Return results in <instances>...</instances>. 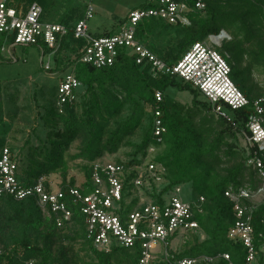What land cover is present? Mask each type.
Masks as SVG:
<instances>
[{"label": "trees", "instance_id": "16d2710c", "mask_svg": "<svg viewBox=\"0 0 264 264\" xmlns=\"http://www.w3.org/2000/svg\"><path fill=\"white\" fill-rule=\"evenodd\" d=\"M183 1L190 4L195 2V0ZM203 1L205 10L189 17L191 26H171L155 19H148L138 26V40L157 55L158 48H150L146 44L150 38L163 31V35H167L169 40L159 49L161 54L157 56L164 62L173 64L179 61L194 44L225 31L233 36V40L224 44L219 53L230 56L229 64L232 68L231 78L234 84L249 100L264 96L261 92L257 93L254 86L249 84L252 68L262 69L264 73V0ZM34 3L40 5L43 10V22L58 23L69 29V36L59 44L54 53L43 46L40 49L43 57L53 53L55 72L63 74L69 70L74 73L81 83L80 94L82 89L83 94H79L78 101L73 106L65 107L64 112L60 114L56 107L58 85L48 93L51 103L44 109L43 119L48 127L53 126V128L49 131V138L52 141H48L44 163L25 157L21 151L15 154L14 149L6 146L4 140L0 141V150L9 148L15 155L19 174L31 182L47 178L61 170L64 166L63 154L81 135L83 137L81 149L74 159L85 163L83 170L85 186L82 188L88 193L92 189L88 164L103 159L105 153L115 154L127 137L136 134L146 110H149L148 127L143 134L142 142L136 148L134 157L126 162L116 163L133 166L146 157V152L154 143L152 114L160 110L167 129L163 143L166 149L162 155L156 156L155 162L166 169L165 191L189 184L195 195L194 199L202 197L205 200L204 214L197 216L205 239L201 241L199 237L189 234L192 237V245L180 253L170 251V255L176 259H183L227 253L233 262L239 264L242 247L233 245L227 240V234L235 217L233 205L225 198L224 193L231 187L237 189L247 186L255 190L259 182L257 172L246 166L247 155L243 159L234 156L224 140L226 133L235 138L240 137L242 131H246L250 109L231 112L230 123L219 117L214 122V117L211 116L213 109L206 101L200 100L199 92L169 77H153L148 66H139L132 58L123 55L118 58L114 66L105 68L78 64L74 58L81 42L74 39L72 30L74 24L84 18V11L73 9L60 20L54 21L47 17L49 13L47 0H10L9 5L15 8L22 6L27 10ZM139 7L150 8L151 5ZM124 22L125 20L121 21L118 27ZM117 30L106 32L99 37L112 36ZM3 42H5L4 37L0 43L1 64L4 61L1 55ZM247 43L252 47L254 45L253 50L249 51L245 48ZM246 55H249L250 59L248 65L243 66ZM52 71L53 69L48 72ZM169 89L189 93L192 96L191 108L175 102L166 95ZM2 91L3 85L0 82V114L3 110ZM158 92L163 94V100L159 103L155 100V94ZM127 106L132 107L130 117L117 123L110 136L104 140L111 122L118 119ZM77 108L82 109L80 115L77 114ZM0 124L2 125L1 121ZM219 126H225V131L219 132ZM221 149H226L223 157L232 160L227 162L230 165L222 170V174H217L216 168L222 163ZM259 157L264 163V153ZM247 172L249 183L245 185ZM67 184L64 179L60 186L61 190L67 191L68 187L76 186L71 180L69 185ZM128 189L132 190L131 187ZM126 190L127 188L125 192ZM124 199L128 200V195L125 194ZM136 203L137 201H134L126 210L133 209ZM69 206L74 212L72 224L58 228L53 219L44 215L37 207L34 199L15 201L8 196L2 197L0 199L2 245L0 264H25L31 260L36 264H69L70 260L63 259L62 254L67 247H60L56 254L52 252V246L59 243L58 239L68 243H72L74 239L81 241L98 264H107L116 255L121 256L122 261L127 264H137L139 258L137 248L125 250L114 246L108 254L98 252L87 239L83 217L74 206ZM120 207L124 209L126 201H122ZM118 214L120 215L121 212ZM263 220L264 204L253 214L252 221L255 231L264 234ZM64 233L66 235L61 236ZM19 252H23L22 258H18Z\"/></svg>", "mask_w": 264, "mask_h": 264}, {"label": "built area", "instance_id": "2783aa9c", "mask_svg": "<svg viewBox=\"0 0 264 264\" xmlns=\"http://www.w3.org/2000/svg\"><path fill=\"white\" fill-rule=\"evenodd\" d=\"M9 4L10 0H0V36L13 47L43 46L54 53L69 36L70 31L64 25L42 21L43 10L37 3L27 10L22 6L10 7ZM147 4L151 7L133 9L117 32L105 37L90 34L87 22L93 12L88 9L72 30L74 39L81 42L75 62L105 68L114 66L118 58L124 55L139 66H148L153 77H169L192 87L210 104L213 113L228 123L231 122V112L250 109L246 131H242L240 137L247 149V166L257 172L259 184L255 190L231 187L225 191L224 196L232 203L235 217L227 240L242 247L239 264H264V234L256 232L252 225L253 214L264 204V163L259 157L264 153V96L249 100L234 84L230 56L222 55L212 47L221 48L227 39L225 35L212 36L209 41L194 44L173 64L161 60L138 40V26L148 19L171 26H191L190 15L205 10L203 0H195L193 4L183 0H143L141 5ZM53 53L48 56L53 57ZM44 69L52 70L49 64ZM80 90L81 83L74 73L69 70L63 73L58 83L56 101L60 114L65 107L73 106L78 101ZM155 100L162 102L163 94L156 93ZM166 133L163 113L156 110L152 114L154 143L146 157L133 166L109 163L104 158L88 164L92 187L88 193L82 188L85 180L80 186L68 187L67 191L61 190V184L56 187L46 177L31 182L25 180L18 172L15 155L8 147L2 148L0 199L4 196L15 201L32 198L58 228L72 224L74 212L69 206L72 205L83 217L87 239L98 252L108 254L114 246L125 250L137 248V264H237L227 253L183 259L170 255V242L174 238L199 235L201 232L197 216L204 214L205 200L202 197L192 201L183 200L182 186L165 191L167 172L155 162V158ZM126 185L132 190L129 191ZM125 194L128 200L124 199ZM122 201H126L124 209L120 207ZM134 201H137L136 205L127 211ZM262 223L264 225V220ZM158 248H161L159 252ZM158 255L162 259H158Z\"/></svg>", "mask_w": 264, "mask_h": 264}, {"label": "rangeland", "instance_id": "374dc122", "mask_svg": "<svg viewBox=\"0 0 264 264\" xmlns=\"http://www.w3.org/2000/svg\"><path fill=\"white\" fill-rule=\"evenodd\" d=\"M142 3L143 0H47V4L49 5L47 17L58 21L73 9L81 12L84 11V13L88 9H92V17L87 22L88 29L91 35L100 36L106 32L118 29L119 23L126 20L130 12L138 8ZM163 34L164 32L160 31L158 35L150 38L147 42L148 44H146L150 48H158V56L161 54L159 49L163 48L169 40V37ZM210 37L212 36L207 37L204 41H209L211 39ZM226 37L227 39L223 41L222 46L233 40V36L228 33ZM2 40L3 37L0 36V43ZM212 47L218 52L223 49L222 47ZM253 47L248 43L245 46L249 51L253 50ZM1 49H3L1 55L4 61L2 64L0 63V82L3 85V91L1 93L3 110L0 114V121L2 122V125L0 124V141L4 140L6 142L5 145L12 147L15 154L21 151L25 154V157L44 163L46 160L47 146H49L48 141H52L49 138V131L53 128V126L51 128V126L48 127L45 124L43 119L45 115L44 109L51 103L48 93H51L58 85L63 74L54 71L55 63L53 58L48 55L43 57L42 50L39 47H13L10 43L3 42ZM63 56H66V54ZM244 58L243 66H247L250 56L246 55ZM47 64L53 69L52 72L44 69ZM249 84L254 86V90L257 93L261 92L264 94V73H262V69L252 68ZM81 94H83V89ZM166 95L183 106L189 108L192 106V96L189 93L169 89ZM200 100L205 101L202 96H200ZM81 110V108H77L78 115L81 114ZM131 113L132 107L127 106L121 116L111 122L104 140L110 136L116 124L127 120ZM148 114L149 110H146L142 124L136 134L127 137L115 154H104V160L106 162H126L134 157L136 148L142 142L143 134L148 127ZM211 116L214 117V122H216L218 117L214 113ZM225 129V126L218 127L219 132L225 131ZM225 136L224 142L230 146L231 153L235 154L234 156H239L241 159L245 158L247 149L241 137L237 136L233 138L228 133ZM82 139L83 137L81 135L78 136L63 154V168L47 177L56 187H59L64 182V179L67 182L71 180L78 186L84 182L83 170L85 163L81 160L74 159L81 149ZM165 149V145L158 147L159 154L157 153V156L162 155ZM225 151L226 149L220 150V157H223ZM222 157V163L216 168L217 174H222V170L230 165L227 162L232 160ZM248 176L247 172L244 179L245 185L249 183ZM182 198L185 201L194 200L195 195L189 184L182 186ZM64 235L66 233L61 234V236ZM195 236L199 237L201 241L206 237L201 232ZM57 241L59 243L52 246L53 254H56L60 247H67L62 254L64 255L63 259L70 260L69 264H98L96 259L82 245L81 241L75 239L72 243L61 242L59 239ZM192 243V237L189 235L178 236L170 242V250L180 253L188 249ZM160 250L161 248H158L157 252ZM22 254L23 252H19L18 258H22ZM158 259H162V256L158 255ZM25 264L36 263L31 260ZM107 264L127 263L122 261L121 256L116 255Z\"/></svg>", "mask_w": 264, "mask_h": 264}, {"label": "water", "instance_id": "95a60500", "mask_svg": "<svg viewBox=\"0 0 264 264\" xmlns=\"http://www.w3.org/2000/svg\"><path fill=\"white\" fill-rule=\"evenodd\" d=\"M222 35H225V36H227V33H226V32H222Z\"/></svg>", "mask_w": 264, "mask_h": 264}, {"label": "bare ground", "instance_id": "6f19581e", "mask_svg": "<svg viewBox=\"0 0 264 264\" xmlns=\"http://www.w3.org/2000/svg\"><path fill=\"white\" fill-rule=\"evenodd\" d=\"M222 37H224V35H222Z\"/></svg>", "mask_w": 264, "mask_h": 264}]
</instances>
